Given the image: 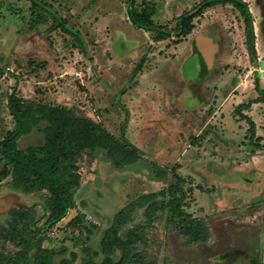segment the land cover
<instances>
[{
	"label": "rangeland",
	"instance_id": "374dc122",
	"mask_svg": "<svg viewBox=\"0 0 264 264\" xmlns=\"http://www.w3.org/2000/svg\"><path fill=\"white\" fill-rule=\"evenodd\" d=\"M40 1L79 33L86 52L30 2L0 0V140L15 129L6 101L13 90L103 125L127 163L108 158L104 143L93 156L86 152L74 208L46 229L48 193L11 188L12 166L0 156V225L16 222L11 212L20 211L40 229L38 247L55 264H101V237L116 218L131 242L127 264H264V102L252 103L256 86L264 89V0H241L252 20L253 56L244 18L230 4L137 0L138 10L153 9L152 22L170 31L156 42L154 32L130 24L128 0ZM180 16L193 17L191 34L175 31ZM197 38L214 48L203 70L192 50ZM43 126L20 136L17 147L42 145ZM131 146L139 151L129 153ZM175 175L184 181L182 209L207 229L205 242L188 244L168 220ZM77 215L94 227L90 235L70 225ZM0 253L8 264L32 263L7 241L0 240Z\"/></svg>",
	"mask_w": 264,
	"mask_h": 264
},
{
	"label": "trees",
	"instance_id": "16d2710c",
	"mask_svg": "<svg viewBox=\"0 0 264 264\" xmlns=\"http://www.w3.org/2000/svg\"><path fill=\"white\" fill-rule=\"evenodd\" d=\"M26 1L48 15L56 28L63 34L70 36L79 48L86 52L85 44L79 33L69 28L66 22L49 5L40 0ZM136 1H127L126 12L130 24L138 30L154 32V40L156 42L168 39L170 31L163 30L161 26L155 25L151 20L154 10L149 8L138 10ZM227 4L239 11L244 18V33L247 39L246 47L250 56L255 55V36L251 16L241 0H208L204 7L225 6ZM192 18V16L189 18L180 16L177 20L175 31H180L183 36L191 34L193 30ZM192 50L199 58L200 67L203 70L205 60L196 39L192 43ZM142 61L143 58L141 63L133 69L132 77L140 71ZM1 74L2 72L0 71ZM256 90L259 93V98L253 100L252 103L264 102V89L256 86ZM6 101L7 108L14 119L15 129L0 140V156L8 160L12 166L9 180L11 188L23 194L43 191L48 193L46 203L49 214L45 221L44 227L46 229H50L51 226L60 222L67 212L74 208L73 193L80 186L78 165L86 152L93 156L97 146L104 143L108 158L115 161L118 166L127 163L123 154L117 149L120 146L119 142L114 139L104 126L86 116L77 115L75 110L51 107L26 100L18 97L13 90L7 95ZM42 123H44V126L39 130L43 134L42 145L28 147L25 150L19 149L17 147V139L20 136L31 133L34 129H39ZM127 142L125 141V145L128 144ZM131 151L137 152L139 150L131 146L129 153H132ZM135 158L137 156L132 154L130 160L135 162ZM174 179L176 186L172 187L168 192L169 200L167 202L168 220L171 226L175 232L186 238L188 244L207 241L208 235L205 234L207 229L202 226V222L192 219L182 209L184 194L181 188L184 183L183 179L177 175L174 176ZM11 213L13 216L16 215L18 220L16 222L14 220L7 221V226L0 225V240L20 247L22 255H25V262L27 258H30L32 259L31 264H55L50 257L44 256L43 253L46 251L38 247L39 242L42 241L41 233H39L40 229L29 227L21 219L20 211L12 210ZM82 218L81 215H77L71 220L70 225L82 227L80 230L83 229L87 232V235H90L94 227L84 226ZM118 227H120L119 220L116 218L114 225L108 228L101 237L102 252L107 255L101 264H127L133 256L129 247L131 242L126 243L123 240ZM85 239L88 240V236ZM87 250L86 247L83 251L86 252ZM115 250L121 252L119 261L111 258V254ZM0 264H8L4 262L1 253ZM58 264L74 263L64 259ZM84 264L97 263H94L91 259H86Z\"/></svg>",
	"mask_w": 264,
	"mask_h": 264
},
{
	"label": "water",
	"instance_id": "95a60500",
	"mask_svg": "<svg viewBox=\"0 0 264 264\" xmlns=\"http://www.w3.org/2000/svg\"><path fill=\"white\" fill-rule=\"evenodd\" d=\"M200 50L203 54V56L208 55V57L210 56V53L213 52L214 48L212 46L209 45L208 41L202 38H197ZM207 57V56H205Z\"/></svg>",
	"mask_w": 264,
	"mask_h": 264
},
{
	"label": "crops",
	"instance_id": "0c3cea01",
	"mask_svg": "<svg viewBox=\"0 0 264 264\" xmlns=\"http://www.w3.org/2000/svg\"><path fill=\"white\" fill-rule=\"evenodd\" d=\"M260 1V0H259ZM262 3V1H260V4ZM263 3H264V1H263ZM263 44H264V42H263ZM264 46V45H263ZM264 71V70H263ZM261 73H262V71H261Z\"/></svg>",
	"mask_w": 264,
	"mask_h": 264
},
{
	"label": "flooded vegetation",
	"instance_id": "af4514ba",
	"mask_svg": "<svg viewBox=\"0 0 264 264\" xmlns=\"http://www.w3.org/2000/svg\"><path fill=\"white\" fill-rule=\"evenodd\" d=\"M197 40V39H196Z\"/></svg>",
	"mask_w": 264,
	"mask_h": 264
}]
</instances>
